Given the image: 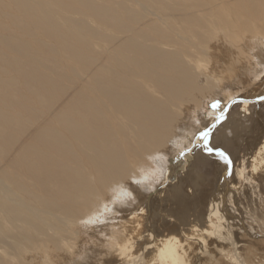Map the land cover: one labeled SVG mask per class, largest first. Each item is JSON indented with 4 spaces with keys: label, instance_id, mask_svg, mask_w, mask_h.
Returning a JSON list of instances; mask_svg holds the SVG:
<instances>
[{
    "label": "bare ground",
    "instance_id": "1",
    "mask_svg": "<svg viewBox=\"0 0 264 264\" xmlns=\"http://www.w3.org/2000/svg\"><path fill=\"white\" fill-rule=\"evenodd\" d=\"M254 55L264 63V0H0V264H78L88 242L98 264H119L104 260L107 226L78 221L177 133L189 143L170 158L169 184L133 187L144 232L204 229L212 203L243 264H264V168L251 172L264 147V78L254 79ZM197 59L211 72H196ZM209 102L218 113H206ZM209 129L230 169L201 139ZM219 249L234 251L209 240L193 264H226Z\"/></svg>",
    "mask_w": 264,
    "mask_h": 264
},
{
    "label": "clouds",
    "instance_id": "2",
    "mask_svg": "<svg viewBox=\"0 0 264 264\" xmlns=\"http://www.w3.org/2000/svg\"><path fill=\"white\" fill-rule=\"evenodd\" d=\"M192 63L198 73L211 72L210 60L197 59ZM253 63L258 70L254 79L258 82L264 78V63H261L259 57L255 55ZM188 143V138L183 133H177L164 147L145 154L129 173L127 179L113 183L108 188L106 197L102 198L91 212L78 221L83 229L88 230L107 226V230H102L99 234L105 243V252L108 253L104 256V260L115 257L119 264H193V252L203 257L207 253L209 240H216L220 244H230L234 249L232 252L219 249V254L226 264H243L239 245L236 244L231 233L225 237L226 220L219 208L212 203L209 205L206 217L208 225L204 229L192 226L188 232H182L180 236L166 234L161 237H156L152 232H144L146 210L143 207L136 209L138 198L133 187L144 194H153L158 188L166 187L169 184L170 158L177 153L183 155ZM262 157H264V147H260L257 156L252 159L251 172L253 174H258L261 168H264ZM241 165L238 179L244 180L246 161L242 160ZM125 209L132 210L127 219L124 218L122 211ZM130 227L134 230L129 231ZM145 239L149 243L138 251V243ZM194 244L201 247L194 248ZM149 251L152 254L146 258V253Z\"/></svg>",
    "mask_w": 264,
    "mask_h": 264
},
{
    "label": "rangeland",
    "instance_id": "3",
    "mask_svg": "<svg viewBox=\"0 0 264 264\" xmlns=\"http://www.w3.org/2000/svg\"><path fill=\"white\" fill-rule=\"evenodd\" d=\"M243 84V82H242ZM215 104L214 102H209L208 106L206 107V113L210 114L211 111H216L217 113L219 112L217 108H213L212 105ZM209 111V112H208ZM219 114V115H223ZM194 135V136H193ZM193 136V140L196 138V133L190 135V138ZM89 243V242H88ZM88 243L85 244L84 247H86L88 245V247L86 248L87 250H89V252L85 249V253H81V256L78 258V264H98V257L97 254L99 252V249L97 246H95L94 244H90L92 246H90ZM93 250V251H92ZM87 252V253H86ZM89 253V254H88ZM261 255L259 256V258H263L264 259V252L261 250ZM81 262V263H80Z\"/></svg>",
    "mask_w": 264,
    "mask_h": 264
},
{
    "label": "snow or ice",
    "instance_id": "4",
    "mask_svg": "<svg viewBox=\"0 0 264 264\" xmlns=\"http://www.w3.org/2000/svg\"><path fill=\"white\" fill-rule=\"evenodd\" d=\"M213 108H219V104L218 103H215L212 105ZM223 115L217 117V122L223 120ZM215 125H213L214 127ZM210 129L208 131H203L201 132V139L205 142V146L207 147L208 149V152L209 153H215V155H217L219 157V159L224 163V165L226 166V168H231V160L229 158V156L227 154H225L223 151H217L216 149H214L213 147H210L208 142H209V138H210Z\"/></svg>",
    "mask_w": 264,
    "mask_h": 264
}]
</instances>
